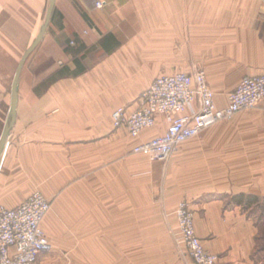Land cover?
<instances>
[{
    "label": "crops",
    "instance_id": "1",
    "mask_svg": "<svg viewBox=\"0 0 264 264\" xmlns=\"http://www.w3.org/2000/svg\"><path fill=\"white\" fill-rule=\"evenodd\" d=\"M197 70L221 107L264 76L263 0H0V205L51 201L39 264H192L174 239L183 201L217 264H264V107L167 161L134 153L163 116L139 138L114 124L157 78Z\"/></svg>",
    "mask_w": 264,
    "mask_h": 264
},
{
    "label": "built area",
    "instance_id": "2",
    "mask_svg": "<svg viewBox=\"0 0 264 264\" xmlns=\"http://www.w3.org/2000/svg\"><path fill=\"white\" fill-rule=\"evenodd\" d=\"M95 7L102 10L106 2L97 1ZM216 97L204 70L164 75L142 92L134 113L127 114L125 108H119L112 118L117 128L123 126L132 138H139L145 130L156 126L158 116H163L166 134L137 146L134 153L154 161H167L182 144L216 123L264 107V76L243 77L225 96L223 107ZM51 210V201L40 192L14 209L0 205V264H39L41 254L51 248L43 229ZM175 217L174 236L192 264H217L218 257L206 249L197 234L195 216L187 202L178 205Z\"/></svg>",
    "mask_w": 264,
    "mask_h": 264
},
{
    "label": "water",
    "instance_id": "3",
    "mask_svg": "<svg viewBox=\"0 0 264 264\" xmlns=\"http://www.w3.org/2000/svg\"><path fill=\"white\" fill-rule=\"evenodd\" d=\"M264 1V0H263ZM52 12H53V5L51 6L50 10H49V13H48V18H47V22L45 24V27L43 28V32L41 33V35L39 36V38L36 40V42L33 44L32 48L28 51V53L26 54L25 56V60L31 55V53L37 48V46L40 44L47 28H48V25L50 23V19H51V16H52ZM18 78V76H17ZM14 95H16V92H14ZM15 101L14 100V104H15Z\"/></svg>",
    "mask_w": 264,
    "mask_h": 264
},
{
    "label": "rangeland",
    "instance_id": "4",
    "mask_svg": "<svg viewBox=\"0 0 264 264\" xmlns=\"http://www.w3.org/2000/svg\"><path fill=\"white\" fill-rule=\"evenodd\" d=\"M186 73H189V71H185ZM193 73V72H192ZM17 76H18V74H16V76H15V79H17ZM51 216H54V210H53V208H52V210L50 211V213H49ZM165 231H162L161 232V237H170V239H171V235L169 234V232H168V230L164 233ZM174 239H175V242H176V245H177V247L179 248V250L182 252V253H184L185 254V252H184V250L181 248V246L178 244V242H177V240H176V238H175V236H174ZM49 250V249H48Z\"/></svg>",
    "mask_w": 264,
    "mask_h": 264
}]
</instances>
